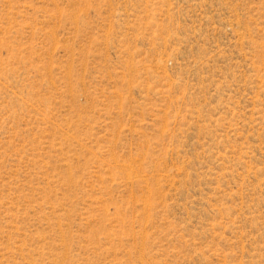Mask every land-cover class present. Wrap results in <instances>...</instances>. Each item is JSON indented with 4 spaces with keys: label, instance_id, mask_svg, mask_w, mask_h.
<instances>
[{
    "label": "rangeland",
    "instance_id": "obj_1",
    "mask_svg": "<svg viewBox=\"0 0 264 264\" xmlns=\"http://www.w3.org/2000/svg\"><path fill=\"white\" fill-rule=\"evenodd\" d=\"M0 264H264V0H0Z\"/></svg>",
    "mask_w": 264,
    "mask_h": 264
}]
</instances>
